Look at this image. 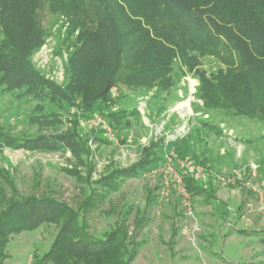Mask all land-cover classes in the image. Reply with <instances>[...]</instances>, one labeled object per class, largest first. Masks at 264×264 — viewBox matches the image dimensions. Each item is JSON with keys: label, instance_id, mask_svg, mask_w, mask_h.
<instances>
[{"label": "trees", "instance_id": "obj_1", "mask_svg": "<svg viewBox=\"0 0 264 264\" xmlns=\"http://www.w3.org/2000/svg\"><path fill=\"white\" fill-rule=\"evenodd\" d=\"M57 25L67 41H61L66 43L61 84L33 63ZM186 76L196 81L193 97L201 105L194 110L206 116L199 121L202 130L220 136L221 124L238 120L264 128V0H0V96L29 106L30 127L53 130L12 136L0 129V146L69 153L75 163L59 170L79 181L86 195L84 207L75 210L51 196L24 194L21 181L0 168V252L10 236L53 223L58 232L33 264H131L144 242L127 235L124 219L100 236L90 234L84 208L96 210L123 182L163 165L164 151L173 152L178 167L192 152L190 136L161 141L143 150L136 163L93 180L91 144L111 141L99 132L101 125L91 123L99 118L112 126L137 117L136 99L168 94L175 79ZM70 109L80 114L66 121L59 112ZM85 121L98 132H85L80 127ZM181 174L191 195L207 193V203L214 200L211 180ZM146 221L142 217L135 228ZM258 233L264 236V230Z\"/></svg>", "mask_w": 264, "mask_h": 264}, {"label": "rangeland", "instance_id": "obj_2", "mask_svg": "<svg viewBox=\"0 0 264 264\" xmlns=\"http://www.w3.org/2000/svg\"><path fill=\"white\" fill-rule=\"evenodd\" d=\"M59 28L57 25L51 30L44 46L33 56V63L46 78L61 84L67 41L66 35L59 34ZM175 81V87L168 94L152 92L136 99L137 117L112 126L106 124L113 140L106 128H100L99 132L111 142L90 143L92 179L136 163L142 158L143 150L159 146L161 141L166 145L190 136L192 152L184 161L199 165L203 160L204 165L199 166L205 170L204 181L211 180L214 184V200L207 203L204 199L207 193L205 197L190 194L193 216H187L172 188L166 195L161 194L163 163L155 170L123 182L119 192L99 204L96 210L84 208L88 232L100 236L124 219L127 235L144 242L131 264H264V236L258 233L264 230V213L258 210L256 196L250 189L259 188L264 181V128L238 120L230 121L228 126L221 124L220 136L202 130L199 121L206 116L194 110V104L201 105L193 97L196 81L191 76L177 77ZM59 114L69 121L75 114L79 116L80 110L70 109ZM30 115L28 105L18 106L10 96H0L2 131L12 136L53 131L30 127L27 124ZM80 127L89 134L98 132V128L90 129L87 121ZM67 129L65 124L62 131ZM246 138L253 142H242ZM170 155L173 157V152H163L164 158ZM69 157V153H31L0 146V168L21 181L19 188L24 194L51 196L77 210L85 205L84 186L59 170L71 168L75 163ZM82 175H85L83 171ZM235 175L242 181L222 186L218 180ZM37 178L40 181L36 186L33 183ZM129 206L132 209L127 214ZM142 217L147 221L137 230L135 223ZM58 227L53 223L44 224L34 231L10 236L0 252V264H25L28 257L42 256L50 248ZM193 227L197 228L194 234ZM239 231L248 234H239Z\"/></svg>", "mask_w": 264, "mask_h": 264}, {"label": "built area", "instance_id": "obj_3", "mask_svg": "<svg viewBox=\"0 0 264 264\" xmlns=\"http://www.w3.org/2000/svg\"><path fill=\"white\" fill-rule=\"evenodd\" d=\"M93 127L101 125L103 129L106 128V125L103 123L101 119H97L91 123ZM107 129V133L109 135L111 134L110 129ZM111 140L114 139L110 135ZM181 171L187 172L190 175H192L196 180H205V170L192 162L188 161H183L180 162L178 167H174L172 164V157L166 156L165 157V163L163 166V170L161 171L162 173V179H163V189L161 191L162 195H166L168 191L172 188L176 196L178 197L183 209L185 210V213L187 216L192 217V207H191V195L190 193L186 190L184 183H183V176L181 174ZM220 184L222 186L226 185H231L235 184L238 181H242V178L239 175H235L233 177L227 178V179H218ZM251 191L254 193L256 196L258 206H259V211L261 213H264V181L261 183L260 187H250ZM192 229V234L197 232V228L193 227ZM25 264H33V258L28 257L27 261Z\"/></svg>", "mask_w": 264, "mask_h": 264}]
</instances>
